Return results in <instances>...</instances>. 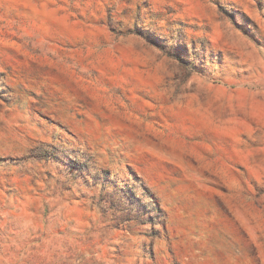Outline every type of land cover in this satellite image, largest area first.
<instances>
[{"label": "rangeland", "instance_id": "374dc122", "mask_svg": "<svg viewBox=\"0 0 264 264\" xmlns=\"http://www.w3.org/2000/svg\"><path fill=\"white\" fill-rule=\"evenodd\" d=\"M0 264H264V0H0Z\"/></svg>", "mask_w": 264, "mask_h": 264}]
</instances>
